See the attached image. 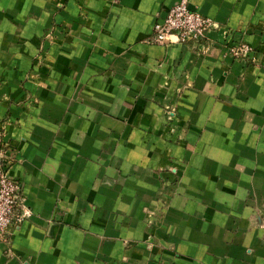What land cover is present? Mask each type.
<instances>
[{"label":"crops","instance_id":"0c3cea01","mask_svg":"<svg viewBox=\"0 0 264 264\" xmlns=\"http://www.w3.org/2000/svg\"><path fill=\"white\" fill-rule=\"evenodd\" d=\"M0 0V125L31 215L0 264H264V0ZM247 44V56L229 46Z\"/></svg>","mask_w":264,"mask_h":264},{"label":"built area","instance_id":"2783aa9c","mask_svg":"<svg viewBox=\"0 0 264 264\" xmlns=\"http://www.w3.org/2000/svg\"><path fill=\"white\" fill-rule=\"evenodd\" d=\"M189 0H178L154 23L149 42L156 45L170 43L199 42L215 23L211 17L203 15L188 6ZM234 57L247 56L251 47L234 43L229 46ZM14 160L12 147L4 140V129L0 125V240H7L9 226L18 224L31 215L23 204L21 184L10 176L8 169ZM19 211L15 212L14 209Z\"/></svg>","mask_w":264,"mask_h":264},{"label":"trees","instance_id":"16d2710c","mask_svg":"<svg viewBox=\"0 0 264 264\" xmlns=\"http://www.w3.org/2000/svg\"><path fill=\"white\" fill-rule=\"evenodd\" d=\"M14 211H15V212H18V211H19V209L16 207V208L14 209Z\"/></svg>","mask_w":264,"mask_h":264}]
</instances>
